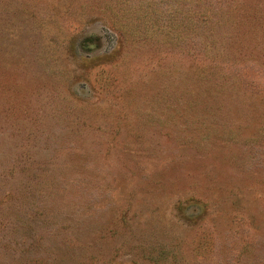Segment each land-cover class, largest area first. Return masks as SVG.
<instances>
[{
    "label": "rangeland",
    "instance_id": "1",
    "mask_svg": "<svg viewBox=\"0 0 264 264\" xmlns=\"http://www.w3.org/2000/svg\"><path fill=\"white\" fill-rule=\"evenodd\" d=\"M0 264H264V0H0Z\"/></svg>",
    "mask_w": 264,
    "mask_h": 264
}]
</instances>
